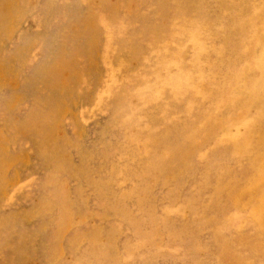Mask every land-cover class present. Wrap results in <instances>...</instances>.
<instances>
[{
	"label": "rangeland",
	"instance_id": "rangeland-1",
	"mask_svg": "<svg viewBox=\"0 0 264 264\" xmlns=\"http://www.w3.org/2000/svg\"><path fill=\"white\" fill-rule=\"evenodd\" d=\"M0 264H264V0H0Z\"/></svg>",
	"mask_w": 264,
	"mask_h": 264
}]
</instances>
